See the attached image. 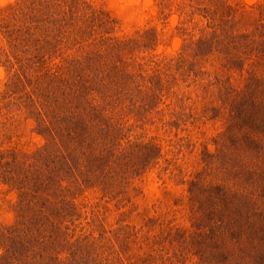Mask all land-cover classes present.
<instances>
[{"label":"rangeland","instance_id":"374dc122","mask_svg":"<svg viewBox=\"0 0 264 264\" xmlns=\"http://www.w3.org/2000/svg\"><path fill=\"white\" fill-rule=\"evenodd\" d=\"M6 230L30 264H264V0H0Z\"/></svg>","mask_w":264,"mask_h":264},{"label":"trees","instance_id":"16d2710c","mask_svg":"<svg viewBox=\"0 0 264 264\" xmlns=\"http://www.w3.org/2000/svg\"><path fill=\"white\" fill-rule=\"evenodd\" d=\"M12 230V228H11ZM8 231L6 230V234L5 235V242H6V246L3 250L0 249V260L1 262H3L4 264H30L27 263V259L24 255V251L20 250L22 249L21 245H16L17 243L15 242L13 245H10V234L7 233ZM30 244H32L31 240L29 241ZM22 244V243H20ZM28 244V243H27ZM18 247V248H17ZM28 251V250H25ZM30 253H32L31 251H29Z\"/></svg>","mask_w":264,"mask_h":264}]
</instances>
